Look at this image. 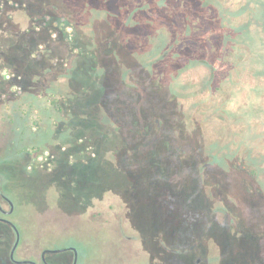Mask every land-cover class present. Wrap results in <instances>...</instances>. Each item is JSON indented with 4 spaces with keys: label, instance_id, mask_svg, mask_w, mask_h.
<instances>
[{
    "label": "rangeland",
    "instance_id": "1",
    "mask_svg": "<svg viewBox=\"0 0 264 264\" xmlns=\"http://www.w3.org/2000/svg\"><path fill=\"white\" fill-rule=\"evenodd\" d=\"M1 5L4 9L0 10V82L9 80L15 84H24L26 146H40L43 150L51 151L56 160L61 161L64 153L61 151L60 141L92 143L101 134L109 135L104 138L107 142L120 141L115 137V133H119L118 125L111 128L103 119L91 113L96 111L95 104H98L101 115L106 114V111L103 112V104L98 101L87 107L88 88L72 81L98 85L107 95L118 93L120 96H128L133 108L138 101L136 91L132 90L128 94L127 88L120 83L119 87L113 89L109 73L112 68L108 65L102 68L103 55L91 48V55L97 61V72L105 77L103 82L94 83L89 80L88 78H95L90 69L92 64L80 58V52L74 50L76 41H72L69 30L60 26L58 21L38 19L36 8L41 5L36 2L27 3L25 0H5ZM120 21L114 19L112 22L109 29L111 35L122 36L124 31H128L126 40L132 42L131 28L123 30L126 25H122ZM136 40L138 38L134 37L133 43ZM82 41L90 44L91 39L84 38ZM118 42L120 43V39ZM120 45L114 42L113 52L118 57H124L127 53L123 46L127 44ZM79 58L83 60L84 67L75 68ZM85 70L87 75L84 74ZM127 71L128 68L124 67L121 72L130 85L133 81ZM204 74V71H191L177 85L180 92L190 94L184 101L185 110L190 111V116L203 118L214 114L215 105L238 114L246 111L243 110L245 107L253 108V104L261 107L259 119L257 114L249 113L251 117H247V129L242 125L235 127L239 132L245 130V147L254 149V156L261 157V165L250 167L255 170L261 168L260 176L253 178L246 174L241 179L238 178L239 173L231 170L228 175L216 178L221 184L228 183L226 186L230 188L229 193L215 190V184L209 178L203 180L201 186L193 176L183 175V179L172 181L173 177L179 176L180 167L185 165L176 167L166 160L156 161L164 148L166 152L168 150L167 146L159 144L153 145L158 149L148 155H127L130 166L135 161L139 165L134 171L124 172L133 177L129 181L121 180L117 175L121 171H115L116 167H126L122 154L116 149L102 146L96 151L94 160L84 156L59 163L60 173L73 175L77 179L75 181L54 179L51 174L40 172L28 163L25 165L26 169L5 168L0 170L4 181L1 188L15 208L10 220L16 223L21 238L17 255L26 253L33 256L36 237L40 236L51 240L54 245L73 246L79 254V264H165L158 258L179 253L181 258H185L195 255L194 252L205 255L200 256V264H264V255L261 257V248L258 246H261V220L264 212V200H261V195H264V97L256 100L251 97L247 100L246 95L242 94L246 91L239 90L237 85L232 86L231 91L222 90L215 96L197 95L196 84ZM194 78L199 80L195 83ZM121 80L123 82L124 79ZM184 86L189 88L182 90ZM246 89L251 92V87ZM152 91L161 100L165 96L163 91L153 88ZM6 92L0 85V99L5 98ZM13 93L18 95L17 88ZM142 93V107L149 112L146 116L161 119L163 116L158 109V100L147 90ZM69 100L72 104L68 103ZM71 105L73 119L61 135L67 119L65 111ZM10 109L11 104L0 105V132L7 129L5 118L11 112ZM232 121L234 122L231 119L230 122ZM228 122L222 112L216 113L213 121L207 124L209 139H217L215 128ZM72 123L77 126L75 131ZM80 124H83L82 127ZM94 125L103 130L94 129ZM133 133L129 137L123 134L122 142L141 151L147 149L148 146L141 142L144 132ZM156 134L158 132L155 130L154 135ZM229 139L237 144L241 137L237 135ZM99 140L103 141L102 137ZM210 142L209 140L208 147ZM77 150L81 153L84 149ZM130 151L131 148L128 149L129 153ZM242 153L245 154L244 150ZM141 156H148L149 159L141 160ZM48 161H52V169L56 168L57 164L52 159ZM198 168L199 173H209L204 165L199 164ZM109 175L115 178H110ZM131 186L137 190V195L124 191L122 198L126 199V206L132 213L124 209L122 198L114 194L117 189H128ZM2 225L4 224L0 223V231H5L6 237L0 241V248L5 246L0 249V264H6L16 237ZM180 239L184 243L178 241ZM262 247L264 248V242ZM63 257L65 256H52L53 259Z\"/></svg>",
    "mask_w": 264,
    "mask_h": 264
},
{
    "label": "trees",
    "instance_id": "2",
    "mask_svg": "<svg viewBox=\"0 0 264 264\" xmlns=\"http://www.w3.org/2000/svg\"><path fill=\"white\" fill-rule=\"evenodd\" d=\"M4 1L0 0V10L4 9L1 5ZM42 1L41 10L37 11L38 18L51 15L66 27H86L94 38L110 31L114 19H120V23L126 25L123 30L134 27L147 29L149 26L152 29V33L146 38L149 47L145 48V53L138 54L140 64L136 71L143 70L142 73L152 78V81L157 82L158 78L166 79L169 83L165 85L168 97L161 100L160 96L152 91L150 84H137L134 87L120 80L119 83L124 84L125 88L138 89L139 99L133 108L128 96H120L117 93L119 99H114L115 94L107 95L100 89V100L107 112L102 117L104 122L114 125L120 116L135 115L141 125L158 124L161 132L166 135L164 140L178 152L176 158L197 156L196 151L200 147L193 149L192 146H202L210 140L215 154H209L213 162L205 164L204 168H207V171L211 169L212 174L217 177L228 175L233 169L230 163L237 157L246 158L248 169L258 164V159L252 155V148H246L247 152L240 154L244 149L242 145L246 144L245 130L235 133L223 127L215 131L218 139H209L207 124L213 121L214 114L203 118L196 117L195 120L190 113L184 112L178 98L187 96L181 93L180 88L173 82L177 81L182 73L203 66L208 74L200 82L201 92L210 90L215 83L227 84V79L233 82L244 80L254 86L253 92L258 97H264V0H250L239 6L226 4L224 0ZM79 8H84L83 14L77 13ZM85 15L87 20H81L80 17ZM80 38L77 37L78 46H81ZM75 82L78 86L83 83L78 80ZM119 83L114 85L113 89L119 87ZM145 90L158 100V109L163 116L161 119L146 116L149 112L142 107V92ZM117 110L121 113L118 114ZM260 111V108L253 110L254 113ZM234 121L235 124H242L243 128H246L248 119L236 115ZM236 134L241 140L237 144L235 142L236 148H232L234 141L226 139ZM179 144H184V147L180 148ZM198 166L199 164L194 167L187 164L185 174L195 169L198 171ZM251 173L255 175L258 170L251 169Z\"/></svg>",
    "mask_w": 264,
    "mask_h": 264
},
{
    "label": "flooded vegetation",
    "instance_id": "3",
    "mask_svg": "<svg viewBox=\"0 0 264 264\" xmlns=\"http://www.w3.org/2000/svg\"><path fill=\"white\" fill-rule=\"evenodd\" d=\"M248 1H250V0H224L223 2L226 4H229V5L239 6V5H244V4L248 3ZM36 3H37V5H42L43 1L42 0H36ZM71 9H72V7H71ZM36 10L40 11L41 10L40 6H39V8L37 7ZM77 10H78L77 13L83 14L82 10H84V8H81V9L79 8ZM72 11H74V10L72 9ZM41 18H45V19H48L51 21L55 20V21L59 22L58 18H55L51 15L39 17L38 19H41ZM80 19L83 21H86L87 15L81 16ZM60 26H64L66 28V30H69L71 32L72 41L74 39L76 41V44L74 45V50L80 52L79 57L86 59L88 62H90L92 64L90 66V69L92 71L91 73L95 76V78H92V79L88 78L89 80H93L94 83H96V81L103 82L104 77H105L103 74L99 75V73L97 72V61L91 55L92 52H90V50H89L91 48V49H94L95 51L100 52L101 55H103V61L101 62L102 68L105 67L106 65H108L109 67L112 68V71L110 70L109 73H110V77H111V83L113 85L118 84L120 82L121 78H123L124 79L123 81L127 85H129L128 82L126 81L125 76L122 75V72H121L124 67H127L128 68L127 72L131 76V79L133 81V83L130 85L135 87L137 84L147 83V84H150L149 86L151 88L156 89L158 91L165 92L164 98L168 97V92L166 91L165 85L167 86V85H169V83L167 81H165L166 79H164V78L159 79L158 78L157 82H156V80L152 81V78H149L144 73H142L143 70L140 71L138 69V71H136L138 64H140L138 54L145 53V48L149 47V45L147 43L148 41L146 42V40H147L146 38H147L148 34L152 33V29L150 28V26L147 27V29H141L138 27L131 28V30H132L131 31L132 32L131 33L132 42H130V43L127 42V40H126L128 33H129L128 31L123 32L122 36H120V35L112 36L111 32L108 31L109 35L106 32L104 35L98 34L97 38H94L91 35V31L86 27L85 28L66 27L65 24H61V23H60ZM77 37H83V39L84 38L91 39L90 44L89 43L85 44L82 41L83 39L80 38L81 46H78L77 45ZM134 37L138 38V40H136V42L133 43ZM118 39H120V43L118 42ZM141 40L143 42L139 43V41H141ZM114 42H117L119 45L121 44L120 46H122L123 44H127L126 46H123V47H125V50L127 53L126 56L118 57L116 55V53L113 52L114 51ZM80 58L76 62V66L74 65L75 68L84 67L83 60ZM145 70H147V69L145 68ZM145 70H144V72H146ZM191 71H198V73L201 71H204V73H205L203 76H201L202 78L196 84V87H198V89L195 91V93L197 95L211 94L212 96H215V94L217 92H220L222 90L231 91L232 86L237 85L240 87L239 90L242 89V91H246L245 93H242V94L246 95L247 100L251 99V97H253L255 100L262 98V97L261 98L258 97L257 94L253 92L254 86L251 85V83H246L244 80L233 82L232 80L227 79V81H226L227 84L215 83L210 90L208 89V90H205L204 92H201L200 91V82L208 74L207 69L203 66L193 68V69H190L186 73H182L179 76V78L177 79V81L173 82V83H176L175 84L176 87H178L177 86V85H179L178 83H182L181 78L186 77L187 74L191 73ZM84 74L87 75L88 72L85 70ZM198 80L199 79H196V78L193 79V81L195 83ZM73 82L76 83L75 81H72V83ZM188 82H191V81H188ZM0 85H2L3 88L7 91L5 93V96H4L5 98L0 99V105H4V106L7 105L8 106V104H11V109H10L11 112L5 118V122L7 123V127H6L7 129L0 132V170H2V169L4 170L5 168L8 170H12V169L19 170L20 168L26 169L25 165H26V163H28L31 166H33V168H35L36 170H39L40 172L46 171L47 172L46 174H48V173L51 174L54 179L57 178L61 181L70 179L72 181L73 180L75 181L77 179L73 178V175H71L69 173H67V174H61L60 173L61 168L59 169V163H61L63 161H65L64 163H67V162H69V160H72L73 158L81 159L84 156L92 157L94 160L96 151L101 146L108 148V149H116L117 152L122 154V157L124 158V162L126 164V167H124V168L116 167L115 171L116 170L121 171V174H117V175L123 181H126V180L129 181V178L133 179V177L131 175H129L128 173H124V172H128L129 170L134 171L135 169H138V167H137L138 162L137 161H135L134 164H132V166H130V164L127 161V158H128L127 155L132 154V155L137 156L139 154L142 155L143 153L148 155L149 153H152L154 149H158V147L153 146L155 144L167 146V149H168L166 152L165 148H164V150L161 152L160 156H157L156 161L166 160L169 164H172L176 167H180V165L186 166L187 164H190L194 167V165H197V164L205 165V164H212V162H213V159L209 156V154L212 155V154H215V152H213L214 150L212 149V146L210 144H209L210 147L207 146L208 143L206 140H205L206 143L202 146H200V145L198 146L197 144L193 145L194 149H197L198 147H200L198 149V151H196L197 156H195V157L189 156L186 158L181 156L179 158H176L175 155H177L178 152L174 148H172L171 145L167 141L164 140L166 135H165V133L161 132V128L159 127V125L158 124L149 125L148 123H144L143 125H141L139 123V120L136 118L135 115H123V116H120V118H117V120H116L117 123L114 125H118V127H120V129L118 130L119 133H115V137H117L120 140L118 142H107L106 140H104V138L109 137V135L103 136V134L98 135L99 137L94 139L92 143L75 144L72 141H60V148H61L62 153H64V157L61 161H58V160H56V157L54 156V154L51 151L46 150V149L43 150L40 146H36L35 144H34L35 146H32L31 148H29L25 144V139H24V136H25V130L24 129L25 128L24 127H25L26 122H27V119H26L27 113H26V108H25L26 103H25V94H24V90H25L24 84H22L20 82H17V84H15V83L7 80V81L0 82ZM79 86L88 88L87 92H88L89 96H86V98H89V100H88L89 105L87 107H89L91 104H94L95 102H98V101L101 102L100 97H101L102 92L100 93L101 88L98 85L93 86V85H90L89 83L83 82ZM247 87H251V92L247 91V89H246ZM15 88H17V90L19 91L18 95L16 94V96L13 93ZM187 88H189V86H184L181 89L186 90ZM178 89H179V87H178ZM132 90L136 91V95H135L136 99H139V95H138L139 93L137 92L138 89H135V88L133 89V87L128 88L127 89L128 94ZM181 93H183L187 97L178 98V101H179L180 105L183 107L184 112L189 113L190 111L188 112L187 110H185L186 108L184 107V101H185V98L190 97V94L184 93V92H181ZM92 97L94 100L92 99ZM90 98L92 100H90ZM114 99H119V95L115 94ZM68 103L72 104L71 100H69ZM97 105L98 104H95V110L96 111H92L91 113H94L99 119H102V117L105 116L107 113L101 115V109H99L101 107L98 108ZM224 106L225 105H223V107ZM252 106H253V108H251V109H247L246 107L243 108V110H246V111H244L242 114H238L237 112L231 111L229 109H225V108L222 109L221 106L219 107V105L213 106L214 107V110H213L214 115L218 112H220V113L222 112V115L226 116L227 120L229 121L228 123L221 124L217 129L215 128V131L225 127L224 129H227L231 132L240 133L239 131H237V129H235V127H237V125L240 126L242 124H235V121L230 122V120L231 119L234 120L236 115L244 116L247 118L250 116L249 113H252L253 115L257 114L258 119L261 118V111H260V113H254L253 112V110H257V108L261 109V107L256 106L255 104H253ZM71 107H72V105L70 106V108H67L65 111L67 114V119L65 120V129L60 132L61 135H63V133L68 129V127L70 125V120L73 119V117H72L73 108H71ZM104 111L105 110L103 109V112ZM117 113L120 114L121 111L117 110ZM129 117L131 118V123H129ZM194 119L196 120V118H194ZM133 120H134V124H133ZM75 123L74 124L72 123V126L74 127V131L77 128ZM82 125L83 124H80L81 127H82ZM114 125H109V126H111V128H113ZM96 126L97 125H94V129H98ZM247 126H248V124H247ZM242 127H244V126L242 125ZM132 129H134V130L132 131ZM98 130H103V129H98ZM155 130L158 132V134H156V135H154ZM134 131L135 132H146L143 135V140L141 142H143L145 145L148 146L147 149L141 151L139 148H136V147H128L126 144H124L122 142L123 134H125L126 137H129V135L134 134L133 133ZM105 132H107V130H105ZM93 133H94V130H93ZM72 136H67V137H72ZM235 136H237V134ZM100 137H102L103 141L99 140ZM231 137H234V135ZM217 139H218V136H217ZM226 140H233V139L228 138ZM96 143L98 144V146H96ZM19 145H20V147H19ZM109 145H111V146H109ZM112 145H114V148L112 147ZM178 146L180 148H183L184 144H179ZM242 146L244 147L243 150L246 153L247 152L245 149L246 147L244 145H242ZM236 147H237V145H236ZM236 147H235V144L232 145V148H236ZM129 148H131L130 153L128 152ZM77 149H84V150L80 153ZM31 150H33V152ZM254 151L255 150L253 149L252 150L253 156H254ZM240 154H243L242 151L240 152ZM254 157L256 159H258V164L261 165V157H257V156H254ZM27 158L29 159L30 162L27 161ZM143 158H145L146 160L149 159L148 156L147 157H144V156L140 157L141 160ZM50 159H52L54 161V163L57 164L56 168H54V169L51 168L52 161H48ZM193 162H196V163H193ZM230 165H231V168H233L232 170L234 172L240 174V176L238 178H241V179H243V177L246 174L251 175L253 178L257 177L258 175L259 176L261 175V168L257 169L258 173L255 175H253L251 173V168H249V169L246 168V166L249 165V163L247 162L245 157L235 158L234 160H232ZM9 166H11V168ZM185 166L183 168H182V166L180 167L181 172L178 174L179 176L177 177V175H176L175 177H173L172 181H174L176 179H183V175L185 177L193 176L194 179L197 178V181H199V184L201 186V183L204 182L203 180H207L206 178H209L210 180H212L214 182L215 190H220L224 193L230 192L229 191L230 188H227V186H226L228 183L221 184L220 182H217L216 178H218V177L216 174L215 175L212 174L211 169L208 170L209 173H207V172L203 173L202 172V175H201V173L196 171V169L193 170L192 172H190L189 174H185V172H184L186 169ZM30 168H32V167H30ZM198 170H199V168H198ZM249 170H250V172H248ZM117 171H116V173H117ZM206 173H207V175H205ZM110 178H115V176H110ZM86 180H88V178H86ZM100 180L106 181L107 179H100ZM3 182H4L3 178L0 175V223L4 224L2 226L4 228L8 229L16 237L15 242L10 249L9 258H8L6 264H79V254H78V252H75V248L73 246L68 245V244L54 245L51 240L43 239L40 236L36 237L35 253L33 256L27 255L26 253H23L22 255H17V251H18L20 243H21V238L19 239V243L16 246L19 231H18V227H17L16 223L14 221L10 220V217H12L15 213V208H14L13 203L9 199V197L5 194L4 189L1 188V185L4 184ZM230 185H232V183H230ZM221 188H222V190H221ZM215 190H212V192ZM124 191L128 192L131 195H134L133 193H135L137 195V190H135L132 186H131V188H128V189L127 188L117 189L114 191V194H115V196L122 198ZM262 199L264 200V195H261V200ZM122 201L125 204L124 209H126L127 212L129 211L132 213L133 211H131L126 206V205H128L126 199L122 198ZM169 226L171 227V225H169ZM170 231H171V229H170ZM171 232L174 233L173 231H171ZM181 233H184V232H180V234ZM0 236H2L0 238V241L4 240L6 237V232L0 231ZM19 237H20V234H19ZM178 241H180L181 243L183 242L181 239ZM263 242H264V212L262 214V220H261V246L258 245L261 248V257L264 255V248L262 247ZM168 243H173V242H168ZM4 247L5 246H2L1 248L3 249ZM194 254L195 255H191L190 257L185 256V258H183V257L181 258L180 253L175 254L173 256H170V257L165 256L163 258L162 257L158 258L157 256H153V258H158L159 260L164 261L165 264H200V261L202 259V257H200V256H202L204 254L195 253V252H194ZM57 255L65 256V257L59 258V259H53L52 258V256H57ZM19 256H21V257H19ZM204 257H205V255H204ZM153 258H152V262L154 260ZM261 264H262V262H261Z\"/></svg>",
    "mask_w": 264,
    "mask_h": 264
},
{
    "label": "water",
    "instance_id": "4",
    "mask_svg": "<svg viewBox=\"0 0 264 264\" xmlns=\"http://www.w3.org/2000/svg\"><path fill=\"white\" fill-rule=\"evenodd\" d=\"M17 232H18V231H17ZM1 237H2V236H0V238H1ZM19 239H20V237H19V232H18V239H17L16 246H17V245H18V243H19ZM16 246H15V247H16ZM75 252H77V251H76V249H75Z\"/></svg>",
    "mask_w": 264,
    "mask_h": 264
}]
</instances>
